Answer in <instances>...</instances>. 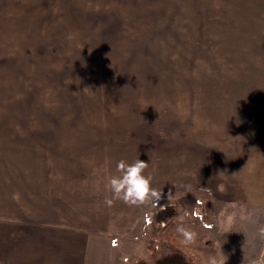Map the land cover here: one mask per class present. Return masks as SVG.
I'll return each instance as SVG.
<instances>
[{
  "label": "rangeland",
  "instance_id": "1",
  "mask_svg": "<svg viewBox=\"0 0 264 264\" xmlns=\"http://www.w3.org/2000/svg\"><path fill=\"white\" fill-rule=\"evenodd\" d=\"M252 6L253 0H0V128L8 135H117L133 157L148 159L149 171L171 173L173 145L186 161L195 148L200 163V155L230 141L220 108L264 104V72L250 61ZM219 208L203 190L167 192L133 233L117 239L108 261L220 264L211 252L234 241L229 260L245 262L252 241H262L247 243L243 234L264 219L227 222ZM181 224L197 233L196 243H183Z\"/></svg>",
  "mask_w": 264,
  "mask_h": 264
},
{
  "label": "crops",
  "instance_id": "2",
  "mask_svg": "<svg viewBox=\"0 0 264 264\" xmlns=\"http://www.w3.org/2000/svg\"><path fill=\"white\" fill-rule=\"evenodd\" d=\"M252 12L250 61L252 70L261 73L264 0H253ZM224 106L221 116L229 123L221 131L230 141L221 151L200 155L206 159L196 164L195 148L186 161L173 145L171 173L156 168L146 169L145 175L152 177L161 196L203 190L214 196L227 222L238 216L260 221L264 219V104ZM131 152L117 135H8L0 128V264H111L108 259L116 251L117 239L133 233L149 208L130 207L119 200L111 207L103 203L111 197L104 181L117 174V163L140 159ZM169 173L171 178L165 177ZM187 200L195 205V199ZM199 201L206 213L207 200ZM243 236L250 239L247 243L257 238L254 230ZM233 242L211 252L212 259L220 264H251L264 253V242L255 246L252 241L245 262L229 260L235 251Z\"/></svg>",
  "mask_w": 264,
  "mask_h": 264
},
{
  "label": "clouds",
  "instance_id": "3",
  "mask_svg": "<svg viewBox=\"0 0 264 264\" xmlns=\"http://www.w3.org/2000/svg\"><path fill=\"white\" fill-rule=\"evenodd\" d=\"M148 166V163L141 159H136L132 163L120 160L116 165L117 174L104 181L105 190L111 193L110 198L104 199V205L111 207L119 200L130 207H156L157 201L161 198V191L153 187L152 177L145 175ZM176 231L182 237L184 244L196 243L197 233L190 228L181 224L177 225ZM256 236L264 242V224L258 226ZM251 264H264V253L252 260Z\"/></svg>",
  "mask_w": 264,
  "mask_h": 264
}]
</instances>
